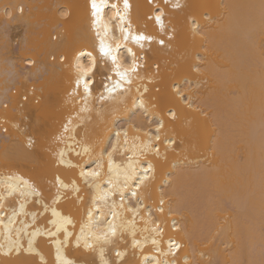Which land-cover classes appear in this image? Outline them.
Masks as SVG:
<instances>
[{
    "label": "bare ground",
    "instance_id": "bare-ground-1",
    "mask_svg": "<svg viewBox=\"0 0 264 264\" xmlns=\"http://www.w3.org/2000/svg\"><path fill=\"white\" fill-rule=\"evenodd\" d=\"M110 2H119L122 6V0ZM130 3L133 5L135 26L144 28L147 0H130ZM181 3L187 7L172 16L177 37L171 49H161L155 42L143 50L131 45L134 52H142L145 69L154 68L157 63L160 65L157 82L149 84L147 79L134 80L127 86L131 91H125L123 95L117 92L116 99L101 102L96 97L105 92V84L112 83L105 77L113 75L115 79L109 71L110 65L102 66L101 74L93 85V98L89 101L92 111L81 115L88 118L82 128H87L88 143L95 146L96 153L104 148L110 151V137L111 143L115 144L114 133L117 130L121 132L118 154L114 156L118 163H122L130 154L121 147L125 132L129 147L135 143L139 148L148 139L145 131L149 128L155 131L152 123L155 115L144 114L143 108L138 106L141 99L149 107L153 102L157 103L156 114H159L161 98L168 101L167 107L177 110L178 119L169 126L170 134L176 140L172 146L175 151L168 149L165 153L167 146L163 145L161 155L148 153L146 157L139 158L142 165L149 160L152 162L155 176L147 189L141 187L136 197L125 190L122 203L129 206L135 205L138 198L143 201L145 208L141 211L144 216L135 220L137 240L143 241L145 237L155 235L151 232L155 222L163 228L162 235L157 237L163 251H167L170 238L181 242L184 247L176 257H165L154 251L149 240L144 251L140 252L132 247V236L125 231L120 238L105 246L104 259L117 264H123V261L141 264L144 256L148 259L156 256L161 260L176 259L177 264H185V261L187 264H262L264 21L259 7L261 0H181ZM17 5L24 6L23 13L17 10ZM6 6L11 17L3 15ZM88 6L89 0H0V108L5 102L12 105L3 113L12 119L7 122L10 133L0 134V180L17 175L34 181L43 190L45 201L51 205L55 188L48 182L53 175L59 172L66 182L76 178L82 199L76 200L69 192L54 205L73 218L76 226L75 229L69 226V230L76 235L81 222L86 219L85 213L92 207L94 190L83 184L78 170L57 168L54 153L64 149L68 153L67 159L73 162L79 159L85 167L94 164L87 155L75 157L74 145L70 147L68 143L56 139L69 117L75 121L81 102L76 99L72 103L67 102L70 73L59 63L51 61L49 53L67 51L69 45L87 46L91 50L96 37L90 27ZM62 9L68 11L67 18L59 14ZM105 12L108 14L105 17L107 21L112 16L111 9H105ZM205 13L208 19H205ZM190 15L195 16L205 28L206 38L192 40L190 26L185 22V17ZM16 29H23L25 35L19 47L14 48L10 32ZM37 29H40V36L34 38L32 34ZM110 29L106 39L111 37L112 32L119 36L114 18L110 21ZM147 30L154 31L150 22ZM53 32L66 36L68 44L53 41ZM119 52L121 59L131 62L132 57L126 47ZM198 56L204 59L199 60ZM29 59L35 60L36 64H27ZM23 60L32 67L28 82H33L40 91V105L24 108L26 103L22 105L20 100L17 105L14 102L16 98L9 94L12 86H17L15 80L24 73ZM82 60L86 62V58ZM193 65H198L201 72L193 71ZM173 84L190 89L189 95L195 100L197 110L171 99L174 96ZM145 85L149 88L148 93L143 92ZM157 87L160 92L155 91ZM202 112L207 115H202ZM19 114L27 120L25 127L18 123ZM45 114L48 115L46 122L40 119ZM82 128L76 130L77 139L85 135ZM29 137L35 141L31 149L26 144ZM162 198L163 213L158 210ZM29 201L27 211L38 214L35 224L28 215L19 216L16 226L27 222L30 232L35 228H52L49 222L51 212L44 213L34 198H29ZM19 203L17 195L6 201V208L11 206L18 210ZM120 203L117 199L116 210L122 213V219L127 223L132 214L120 208ZM148 208L150 214L145 211ZM101 211L102 219H110L109 207H103ZM3 219L7 220L8 216ZM174 220L178 229L172 227ZM145 228L148 231H144ZM59 238L64 239L63 233ZM53 239L38 236L34 245L47 264H56ZM23 243L26 248V236ZM0 244L7 247L3 238H0ZM116 250L127 253L123 261H118ZM64 255L75 264H101L99 249L88 250L83 244L77 248L75 235L64 247ZM0 264H40V258L27 253L17 256L15 252L4 255L0 251Z\"/></svg>",
    "mask_w": 264,
    "mask_h": 264
},
{
    "label": "snow or ice",
    "instance_id": "snow-or-ice-1",
    "mask_svg": "<svg viewBox=\"0 0 264 264\" xmlns=\"http://www.w3.org/2000/svg\"><path fill=\"white\" fill-rule=\"evenodd\" d=\"M88 7L90 27L96 37L91 50L87 46L75 47L69 45L67 51L59 52V54L55 52L49 53V58L53 62L62 65L70 73L67 102L72 103L73 99L81 102V106L76 112L75 121L72 117H69L63 124L62 131L56 139L68 143L70 147L74 145L73 151L75 157L80 158L87 155L89 160L93 161L94 164V166L85 167L79 159L73 162L66 158L68 155L67 151L61 149L54 153L57 157L55 165L57 168L64 167L78 170L79 179L83 181L86 187L94 190L91 201L92 207L85 213L86 219L81 222L79 234L76 235L73 231L69 230V226L75 229L76 225L73 218L70 215L63 214L54 206L64 199L69 192L75 196L76 200L82 199L79 195L81 188L76 178L66 182L59 172L55 173L48 182L55 188L51 205H49L45 201L43 190L34 181L25 179L22 176L9 175L0 180V238H3L7 245L5 248L4 244H0V251H3L4 255H10L12 252H15L17 256L21 255V253L34 254L40 258V264H47L43 255L34 246L38 236H47L54 238L56 264H75L73 260L66 258L64 255V247L67 246L75 235V246L77 248L81 244L88 250H96L98 248L101 264H117L116 261L110 262L104 259L105 246L112 244L115 239L120 238L123 232L127 231L132 236V247L134 249H139L140 252H143L145 244L150 240L154 246V251L161 256L176 257L184 245L170 238L167 251H163L160 248V241L157 239L163 233V228L159 223L153 222L154 226L151 232L155 233V235L147 236L143 241L136 239L135 220L137 217L143 218L144 212L141 209H144L145 206L142 199L139 198L136 200L135 205L125 206L122 201L125 190H129L131 196L136 197L141 187L147 189L155 176L152 162L149 160L146 165H142L139 162V158L146 157L148 153H154L159 156L161 155V146H167L165 148L166 153L168 149H172V146L176 144V140L170 134L169 126L174 124L178 119L177 110L173 107H167L168 101L161 98L159 101V114H156L157 103L153 102L149 107L146 106L144 99H141L138 106L143 108L144 114L146 116L155 115V119L152 121L155 125V131L153 132L151 128L145 131L144 134L148 139L139 148H137L135 143H133L131 148L129 147L127 132H125V139L121 147L130 154L127 161L122 163H118L114 156V154H118L117 145L121 143V132L119 130L115 131V144L111 143L110 137V151L108 148H104L99 153H96L95 146L88 143L87 128H82L84 121L88 118L82 116L81 113L92 111L89 101L93 98V92L95 91L93 85L96 82L97 76L101 74L102 66L110 65L109 71L114 74L115 79L113 75L105 77V79L112 83L110 85L105 84V92L96 97L101 102L108 99H116L115 94L117 92L123 95L125 91H131L127 86L131 85L134 80L147 79L149 84L157 82L160 77V65L157 63L154 68L145 69L142 52H134L131 45L134 44L138 49L143 50L155 42L161 49H171L177 37V29L172 23V16L175 12L185 9L187 5L181 3V0H162V3L160 0H147L148 11L144 13L145 26L142 29H138L134 24L133 5L130 3V0H122V6L119 2H110V0H89ZM259 7L261 9L262 21H264V0H261ZM16 8L19 12H24L23 5H17ZM105 9H111L112 13V16L107 21L105 17L108 14L105 12ZM59 14L64 18H67L69 15L66 9H62ZM5 16L11 17V13L7 11V6ZM113 18L119 29V36L117 37L112 32L111 37L106 39V37H109L111 30L110 21ZM208 18L207 13H205V19ZM149 22L154 31L147 30ZM185 22L190 26L193 41L197 37L206 38L205 28L198 23L195 16L190 15L185 17ZM51 39L59 41L62 44H68L67 37L61 36L58 32H53ZM122 47H126L128 55L132 57L130 63L125 62L126 58L121 59L119 50ZM82 58H86V62ZM196 58L199 60L204 59L199 56ZM26 63L35 65L36 61L29 59ZM27 71H31V69L29 68ZM193 71L199 73L201 72V68L198 65H193ZM148 73H151V75H148ZM185 83H187V80ZM172 90L174 92L172 100L179 102V104L189 109L197 110L195 100L189 95V88L173 84ZM33 91L35 90L33 89ZM137 91H140V89L137 88ZM155 91L160 92V88L157 87ZM143 92H149V88L146 85L143 87ZM23 99L28 100V96L25 95ZM4 107L7 108L8 104L5 103ZM201 114L207 115L205 112ZM77 128H82L85 133L81 139H77ZM4 131L7 132V128ZM66 135L68 137L67 141H65ZM34 143L35 141L29 137L27 148H33ZM172 150L175 151V149ZM17 195L20 198L19 209L17 210L11 206L6 208V201L17 197ZM113 197L121 201L119 204L120 208H124L126 212L132 214L127 223L123 221L122 213L116 210L118 207L117 199H113ZM29 198H34V202L42 206L44 213L51 212V220L49 222L52 228L48 230L35 228L30 232L28 231L29 225L27 222H20V226H16L19 216L28 215H31L32 223L33 225L35 224L38 214L27 211L28 203L31 202ZM163 204L164 200L162 198L160 201L161 207L158 209L161 213L164 212ZM103 207H109L108 216L110 219L101 218L103 216L101 211ZM145 211L150 214L151 210L148 208ZM6 215L8 219L4 220L3 217ZM172 227L173 229H178L179 227L175 220L172 222ZM144 231H148V229L145 228ZM61 233L64 236L63 240L59 238ZM25 236L28 238L26 248L23 243ZM115 255L118 261H123L127 253L116 250ZM123 264H128V262L123 261ZM141 264H177V261L176 259L171 261L161 260L156 256L148 259L147 256H144ZM185 264H187V261H185ZM262 264H264V261H262Z\"/></svg>",
    "mask_w": 264,
    "mask_h": 264
},
{
    "label": "rangeland",
    "instance_id": "rangeland-1",
    "mask_svg": "<svg viewBox=\"0 0 264 264\" xmlns=\"http://www.w3.org/2000/svg\"><path fill=\"white\" fill-rule=\"evenodd\" d=\"M14 12H17L16 9H14ZM3 15L5 16V14L3 13ZM39 30L40 29H37L35 30V33L33 32L32 36L34 38L40 36L39 35ZM24 31L23 29L20 30V29H16L14 31H11L10 32V39L12 41V45L14 48H17L19 47L18 45L21 43V41L24 39ZM13 33V34H12ZM21 33V34H20ZM24 34V35H23ZM12 37V38H11ZM52 61V60H51ZM57 63V62H56ZM23 66H24V73L23 75H21L20 77H18L16 80H15V83L17 84V86H12L11 90H10V95H12L14 98H16V100L14 101L17 105L20 103V97L19 95H21L22 93H25L27 90H29L31 87L34 88L35 90V97L36 99L38 100V103H35L34 100L31 98L29 99V101L24 105V108L27 106V105H31V106H37V105H40L41 104V93L40 91L38 90L37 86H35L33 84V82L29 81L28 82V78H30V71H27V69H32V67H29L26 65L25 61L23 60ZM17 91V94H13V91ZM8 104V108H5L4 105H2V107L0 108V117L2 118H5L7 120V122L9 120H11L12 118L10 116H7L4 113L5 110L11 108V103L10 102H5ZM46 116V117H45ZM45 116L43 115L42 118H40L41 120H43L44 122H46L48 119V115L45 114ZM47 119V120H46ZM39 120V121H41ZM27 120L21 115L19 114L18 116V123L21 127H25V125L27 124L26 122ZM40 123V122H39ZM42 124V122H41ZM44 124V123H43ZM8 133H10V129L8 130Z\"/></svg>",
    "mask_w": 264,
    "mask_h": 264
},
{
    "label": "built area",
    "instance_id": "built-area-1",
    "mask_svg": "<svg viewBox=\"0 0 264 264\" xmlns=\"http://www.w3.org/2000/svg\"><path fill=\"white\" fill-rule=\"evenodd\" d=\"M33 89H34V88L31 87V88H30L29 90H27L25 93H23V94L20 95V100H21V104H22V105L25 104V103H27V102L29 101V99H31V98L34 100L35 103L38 102V100H37L36 97H35V96H36V95H35V91H33ZM13 93L15 94L16 91H13ZM25 95L28 96V100H24V99H23V97H24ZM5 128H7V132L4 131ZM8 130H9V125H8L6 119L0 117V134L5 135V134L8 133ZM27 140H28V138H27ZM57 141H58V142H61V141H59V140H57ZM26 144H27V142H26Z\"/></svg>",
    "mask_w": 264,
    "mask_h": 264
}]
</instances>
